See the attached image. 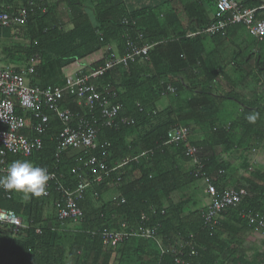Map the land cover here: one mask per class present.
Masks as SVG:
<instances>
[{
	"label": "trees",
	"instance_id": "trees-1",
	"mask_svg": "<svg viewBox=\"0 0 264 264\" xmlns=\"http://www.w3.org/2000/svg\"><path fill=\"white\" fill-rule=\"evenodd\" d=\"M26 1L21 0V3L25 4ZM62 1L66 18L71 24L70 29H64L61 21L59 22L57 4L49 6L48 3L44 11L34 9L24 25L12 26L14 29L20 28L28 42L27 45L17 46V52L11 56H16V61H23L24 64L33 55L39 58L32 76L33 83L40 85L38 79L42 71L53 78L55 75L57 77L59 69L74 62H84L107 45L112 47L113 42H117L116 48L114 47L117 51L116 57L125 55L128 41L140 44L148 42L149 36L145 30L131 23L129 17L132 18L133 15L126 14L117 1L101 0L108 4L105 10L93 7L94 20L98 23L96 26L84 9L88 0ZM262 4L264 0L259 5L256 4V7ZM261 9L256 12L258 18H264V10ZM55 15L58 16L57 19ZM123 20L125 23H122ZM103 60L104 54L85 68L95 69ZM135 64L140 62H128L126 67L116 65L94 80L99 88L107 86L116 92V100L122 105L120 114L132 118L133 124L104 126L99 121L93 146L89 147L86 154L95 156L107 169L114 168L119 162L125 163L102 175L100 182H91L85 188L77 200L83 217L74 224L66 222L60 226L53 205L59 195L54 190L48 196L29 193L27 198L13 192L10 197H5L0 191V209L11 210L28 223V228L16 232L9 226L0 225V264H225L219 260L218 253L227 248L229 241L222 242L220 238V222L209 234L202 227L201 210H188L183 214V210L188 207L186 198L182 197L178 202L170 199V193L179 189L184 184L181 180L185 179L184 176L181 177L179 168L169 165L168 160L172 159L177 163L176 158L182 157L187 162L190 161L185 157L182 146L164 144L167 131L176 125L178 117L172 106L158 111L154 101L163 93H169L166 91L168 83L160 74L134 76L132 70ZM259 65L264 66V59L259 61ZM57 83L51 82L47 85ZM174 93L178 94V88H175ZM59 100L60 107L80 111L86 118L92 115L77 107L74 98L67 92L61 93ZM14 112L17 115L23 114L18 104ZM48 116L47 129L41 135V148L27 158L8 154L6 159L10 162L17 159L28 160L46 167L48 171H55L67 187L75 186L83 175L93 178L94 175L88 168L76 170L80 167L78 158L84 156L83 150L72 153L74 148L66 147L58 151L61 124L50 112ZM26 119L30 120V117L26 116ZM205 143L191 142L205 154L204 174L211 183L220 188L224 186L218 173L221 165L206 150L208 147ZM208 145L212 146V143L209 142ZM168 146L174 149L173 155L169 153ZM172 156H175V160ZM128 174L131 177L126 184L124 181ZM185 175L190 181L202 178L195 176L192 164ZM259 175L262 177H256L252 171L241 183L254 194L225 211L236 215V222L250 229L252 226L248 224L244 214L264 212V173ZM255 178L263 182V187L255 183ZM108 181L118 184L119 196L103 202L100 199V190ZM122 224L133 230L155 227L161 244L168 245L182 240L195 250V254L188 255L187 249L181 262L176 263L171 254H161L151 239L128 236L111 246L104 244L99 236L89 233L95 229H119ZM69 225H73L74 229L68 227ZM36 228L39 233L35 231ZM232 264H264V252L256 251L249 259L235 256Z\"/></svg>",
	"mask_w": 264,
	"mask_h": 264
},
{
	"label": "crops",
	"instance_id": "crops-1",
	"mask_svg": "<svg viewBox=\"0 0 264 264\" xmlns=\"http://www.w3.org/2000/svg\"><path fill=\"white\" fill-rule=\"evenodd\" d=\"M114 1L122 5L126 14H132L133 17H129L131 23L144 29L149 36L148 42L145 43L149 46L148 58L138 60L140 64L134 65L133 75L160 74L168 83L166 89L168 86L178 88V94H175L174 90L158 97L154 101L156 109L159 111L172 106L178 117L176 124H184L183 126L190 129L188 137L190 143L201 141L205 143L207 140L206 150L212 153L213 158L221 165L218 173L224 186L220 188L215 186L217 191L228 186H243L241 183L252 171L256 177H262L259 174L264 173V66L259 65V61L262 62L264 59V38L256 39L250 36L241 25L228 27L224 36L194 35L198 29L212 20L214 0ZM236 1L250 7H256V4L259 5L261 2V0ZM46 3L49 6L57 4L58 8H65L62 0H46ZM20 4L21 0L0 1V5L4 7ZM107 6L108 4L101 0L85 2L84 9L93 25L98 24L94 20L93 7L105 10ZM55 17L57 19L58 16ZM59 18L64 29L71 28L66 14ZM25 42L28 41L23 35L18 36L14 33V27L0 29V65H24L23 61H16L18 58L11 54L17 52V46L26 45ZM113 43L111 49L116 54L114 47L116 48L117 42ZM105 49L93 53L84 62H74L61 68L66 72L63 76L58 75L56 79L42 71L38 79L39 84L46 86L48 83L58 82L56 85L61 86L65 77L75 74L80 69L86 71L85 67L99 60ZM74 104L77 105L76 102ZM22 113L29 117V113L23 111ZM257 113L259 115L255 123H250L246 119L248 115ZM20 133L28 137L33 136L29 130H21ZM209 142L212 146L208 145ZM71 151L76 153L80 150ZM168 151L174 154L171 146H168ZM171 158L175 160V156ZM176 159L177 163L171 159L168 160V164L177 166L185 180H181L184 184L179 189L170 193V199L178 202L185 197L188 207L183 210V214L188 210L198 209L203 216L210 200L206 183L202 178L190 181L185 175L191 166L190 162L182 157ZM129 175L125 176L126 184L130 181ZM255 179L257 180L255 183L263 187V182L259 178ZM11 192L22 198H27L29 194ZM116 194H119L118 184L108 181L100 190V199L106 202L114 199ZM219 222L222 242L229 241L227 248L218 253L221 262L232 264L235 256L249 259L256 251L264 252V233L261 230L238 224L236 215L231 213L224 212ZM180 241L182 240L176 242Z\"/></svg>",
	"mask_w": 264,
	"mask_h": 264
},
{
	"label": "built area",
	"instance_id": "built-area-1",
	"mask_svg": "<svg viewBox=\"0 0 264 264\" xmlns=\"http://www.w3.org/2000/svg\"><path fill=\"white\" fill-rule=\"evenodd\" d=\"M214 5L213 20L198 30L196 34L224 36L228 27L241 25L250 36L256 39L264 38V18L256 16L257 10L264 8V4L259 7H249L235 0H214ZM45 8L46 0H27L25 4L9 7L0 5V27L22 26L34 9L44 11ZM122 23L125 21L123 20ZM148 49L149 46L145 43L128 41L125 55L116 57L111 47L107 46L101 65L86 72L80 69L75 74L66 77L61 86H41L32 82L34 68L39 61L37 55L29 57L24 65H0V177L7 174V168L11 163L6 159L8 154L27 158L41 148V135L45 133L49 121L48 112L54 115L61 124L58 151L66 147L83 150L84 156L78 158L80 167L76 170L88 168L89 172L94 175L93 178L83 175L75 186L67 187L60 181L61 178L57 172L49 171L51 178L47 182L46 192L42 195L48 196L51 190L58 193L59 197L55 199L53 205L57 219L61 223L60 226L66 222L70 224L79 222L83 214L77 205V200L85 188L91 182H100L102 175L108 174L110 170L125 163L122 162L112 169H107L105 164L95 156L86 155L89 147L93 146L97 134L96 125L99 121L104 126L117 123L133 124L132 118L120 114L122 105L116 100V92L107 86L99 88L94 80L116 65L126 67L128 62L147 59ZM174 90L172 86L166 89L167 92H174ZM63 92L71 95L78 106L92 114L91 117L86 118L80 112L60 107L59 99ZM16 104L23 112L29 113L30 119L34 121L27 120L24 115L15 114ZM96 115L98 118L94 117ZM21 130H29L33 136L28 137L20 133ZM188 137L189 128L176 124L167 131L164 144L182 146L185 157L195 169V176H201L204 179L210 200L203 212L202 227L211 234L220 216L227 209L236 207L245 197H251L254 193L243 186H228L218 192L215 185L204 174L205 154L197 146L191 144ZM248 171L251 170L248 169ZM0 191L5 197L11 195V191L2 186H0ZM118 196L119 194H116L115 198ZM244 217L249 225L264 233V212H247ZM0 225L9 226L14 232L28 228L27 222L8 209H0ZM35 231L39 233L38 228ZM89 233L99 236L104 244L111 246L128 236L151 239L156 243L161 254H171L176 263L181 262V257L187 249L188 255L195 254V250L185 241L168 245L161 244L156 236L155 227L133 230L122 224L119 229H95Z\"/></svg>",
	"mask_w": 264,
	"mask_h": 264
},
{
	"label": "clouds",
	"instance_id": "clouds-1",
	"mask_svg": "<svg viewBox=\"0 0 264 264\" xmlns=\"http://www.w3.org/2000/svg\"><path fill=\"white\" fill-rule=\"evenodd\" d=\"M258 115V113L251 114L246 119L250 123H255ZM50 178L51 174L46 167L38 166L28 160L17 159L9 164L7 174L0 177V186L6 190L40 196L46 192V185Z\"/></svg>",
	"mask_w": 264,
	"mask_h": 264
},
{
	"label": "rangeland",
	"instance_id": "rangeland-1",
	"mask_svg": "<svg viewBox=\"0 0 264 264\" xmlns=\"http://www.w3.org/2000/svg\"><path fill=\"white\" fill-rule=\"evenodd\" d=\"M63 14L65 15L66 14V11H65V8L64 9H61V8H58V15L60 17L63 16ZM7 28H10V27H7ZM14 33H16L18 36H21L22 35V30L20 28H17V29H14ZM20 34V35H19ZM24 44L27 45V42H25ZM71 67V66H70ZM66 72V70H63V69H59V72L57 73V75H64ZM54 75V74H52ZM53 77V76H52ZM56 77V75L54 76V78ZM68 227H70L71 229H74L73 228V225H69Z\"/></svg>",
	"mask_w": 264,
	"mask_h": 264
}]
</instances>
